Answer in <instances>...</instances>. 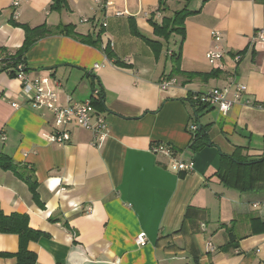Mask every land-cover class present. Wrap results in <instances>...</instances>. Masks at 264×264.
I'll return each mask as SVG.
<instances>
[{
  "label": "crops",
  "instance_id": "0c3cea01",
  "mask_svg": "<svg viewBox=\"0 0 264 264\" xmlns=\"http://www.w3.org/2000/svg\"><path fill=\"white\" fill-rule=\"evenodd\" d=\"M64 1L52 9L55 0H20L17 7L0 0V154L21 169L18 176L0 168V212L26 216L39 233L27 244L35 264H264V190L240 192L214 176L221 156L237 148L251 159L264 156V3L102 0L112 3L104 8L94 0ZM184 8L192 13L183 19V37L155 33L153 24L162 27ZM41 25H70L99 43L55 33L25 53L24 68L30 78L59 83L62 108L93 101L97 90L102 101L91 123L106 120L102 140L72 124L68 142H48L52 114L32 108L4 69L3 60L21 49L23 28ZM216 47L224 57L210 63L205 54ZM176 55L184 74L209 76L168 79ZM230 79L244 92L234 99L230 91L225 115L211 106L198 113L195 123L209 143L191 151L190 95L224 88ZM158 144L173 157L153 153ZM173 159L192 162V170L172 171ZM23 177L36 182L37 202ZM188 207L207 211L195 232L184 224ZM140 233L143 246L134 242ZM18 244L16 234L0 232V264H17Z\"/></svg>",
  "mask_w": 264,
  "mask_h": 264
},
{
  "label": "trees",
  "instance_id": "16d2710c",
  "mask_svg": "<svg viewBox=\"0 0 264 264\" xmlns=\"http://www.w3.org/2000/svg\"><path fill=\"white\" fill-rule=\"evenodd\" d=\"M258 3L263 4L264 0H256ZM64 0H55L52 5V9H60L63 5ZM192 12L184 8L180 11H177L173 18L166 19L163 22V26L159 27L156 24H153L155 33L160 36H168L170 33L181 34L184 36L183 30V19L189 16ZM24 41L14 56L7 57L3 60L4 69L9 71L11 76L16 77V66L18 64L24 65V55L25 53L39 40L48 36H51L55 33L66 34L78 38L83 43H88L90 45L98 46L97 41H92L87 37L77 36L73 28L70 25L60 26L57 30H51L46 25H41L38 27H24ZM108 58H111V53L107 50H104ZM175 66L169 74L171 79L176 76L185 77L186 79L199 76L202 79L207 78L209 75L203 74H190L182 72L178 67V57L174 56ZM114 64L118 67H122L123 64L117 60L114 61ZM25 67V66H24ZM23 67V68H24ZM27 72L26 68H24ZM211 73L210 75H214ZM195 94V93H194ZM99 96V97H98ZM97 98L92 101L93 109H100L101 106V95L98 94ZM192 95H190V103L195 108V118L193 119L194 124L197 122L198 113L207 108L208 105L193 103L191 101ZM196 131L192 132V137L190 141L189 148L191 151L196 152L202 150L204 146L209 143L205 128H200L196 125ZM0 168L3 170L11 171L14 174L21 176L20 168L15 166L11 159L4 155L0 154ZM214 176L218 179V182L221 183L226 188L236 189L240 192H255L259 190H264V156L258 159H251L246 154L243 153V150L237 148L231 156H221L220 164L215 172ZM24 182L28 186V190L31 192L34 201H38L36 194V182L30 177H23ZM207 216V211L205 209H198L194 207H188L184 215V224L187 223L191 226L192 231H197L196 229L201 222L205 221ZM0 232L2 233H12L16 234L19 237V249L16 254L17 264H35V255L27 250V244L30 241H36L39 237V233L31 230L28 227L27 217L24 215L12 214L10 216H5L0 212Z\"/></svg>",
  "mask_w": 264,
  "mask_h": 264
},
{
  "label": "built area",
  "instance_id": "2783aa9c",
  "mask_svg": "<svg viewBox=\"0 0 264 264\" xmlns=\"http://www.w3.org/2000/svg\"><path fill=\"white\" fill-rule=\"evenodd\" d=\"M20 0H13L12 6L17 7ZM96 3H100L104 8L112 6L110 1L94 0ZM116 16H121L124 13L120 11H115ZM85 21V20H84ZM102 27H105V22L101 23ZM211 37L214 41H219L221 36L219 32L213 31ZM256 37H261V33L257 32ZM224 57L223 52L217 47L213 50H209L205 54V58L208 62L219 63ZM239 56L234 57V62H237ZM24 65L18 64L16 66V78L19 80L21 86L20 91L23 97L26 98L27 103L34 109H45L49 111L53 116V131L51 135L48 136V142L55 143H66L69 141L70 135L68 134V127L75 124L83 129L91 131L97 140H102L106 135L107 123L103 117L96 116L95 123H91V118L93 117V107L92 100L87 99L80 103H75L67 108H62L58 105V96L56 92V87H58V82L53 81L52 86L47 79L30 78L24 70ZM97 67V66H95ZM233 91V98L238 99L244 92L242 86L235 84L230 79V83L224 88L211 89L205 93H195L192 94L191 101L193 103H200L215 107L220 114H227L230 110L233 101L229 100L228 94ZM98 95L97 90L92 91V97ZM15 106V105H14ZM196 125L191 126L192 131H196ZM152 152L155 154H161L166 157H173L172 150L165 144H158L152 148ZM172 171L188 172L193 168L192 162H183L173 159L171 166ZM134 242L138 246H143L146 243V237L144 233H140L134 239Z\"/></svg>",
  "mask_w": 264,
  "mask_h": 264
},
{
  "label": "rangeland",
  "instance_id": "374dc122",
  "mask_svg": "<svg viewBox=\"0 0 264 264\" xmlns=\"http://www.w3.org/2000/svg\"><path fill=\"white\" fill-rule=\"evenodd\" d=\"M182 6L181 5H175L173 8L174 9H180ZM173 8H171V10H174ZM171 47H173V45H170Z\"/></svg>",
  "mask_w": 264,
  "mask_h": 264
}]
</instances>
